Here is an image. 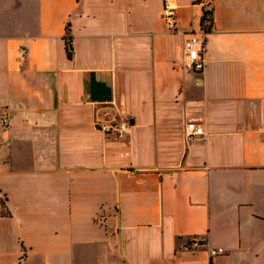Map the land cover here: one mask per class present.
I'll return each mask as SVG.
<instances>
[{"label": "crops", "instance_id": "1", "mask_svg": "<svg viewBox=\"0 0 264 264\" xmlns=\"http://www.w3.org/2000/svg\"><path fill=\"white\" fill-rule=\"evenodd\" d=\"M166 1L0 0V264H264V0Z\"/></svg>", "mask_w": 264, "mask_h": 264}, {"label": "built area", "instance_id": "2", "mask_svg": "<svg viewBox=\"0 0 264 264\" xmlns=\"http://www.w3.org/2000/svg\"><path fill=\"white\" fill-rule=\"evenodd\" d=\"M163 20L170 33H177L178 31V21H177V11L176 6L172 1L167 0L163 7ZM206 29H202L200 32H188L186 34L187 38L184 42L185 49V61L187 66L194 71H202L205 66V36ZM1 123L3 127L9 128L11 126L10 113L4 112L1 116ZM99 129L106 135L113 136L118 139H122L129 132L128 121H121L119 119H114L111 121H99L96 123ZM204 127L202 124L196 121H188L185 128V137L188 141L194 140L199 136L204 135ZM203 241L199 238H194L191 247L202 246ZM210 257L214 259L220 254L225 253L222 247L210 248Z\"/></svg>", "mask_w": 264, "mask_h": 264}, {"label": "trees", "instance_id": "3", "mask_svg": "<svg viewBox=\"0 0 264 264\" xmlns=\"http://www.w3.org/2000/svg\"><path fill=\"white\" fill-rule=\"evenodd\" d=\"M211 12L210 11H206L204 14V17L202 19V25L203 28L206 29V31L208 32L211 28ZM66 43H67V49H68V57L69 59H72L73 57V46H72V37L68 35L67 39H66ZM5 204V202H3V205Z\"/></svg>", "mask_w": 264, "mask_h": 264}, {"label": "rangeland", "instance_id": "4", "mask_svg": "<svg viewBox=\"0 0 264 264\" xmlns=\"http://www.w3.org/2000/svg\"><path fill=\"white\" fill-rule=\"evenodd\" d=\"M117 119H119V120H123V119H122V117H121V116H119V115L117 116Z\"/></svg>", "mask_w": 264, "mask_h": 264}]
</instances>
